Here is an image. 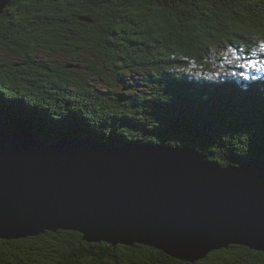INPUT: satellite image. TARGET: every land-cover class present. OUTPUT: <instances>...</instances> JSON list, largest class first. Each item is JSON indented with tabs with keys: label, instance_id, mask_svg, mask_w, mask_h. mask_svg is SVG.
Returning <instances> with one entry per match:
<instances>
[{
	"label": "trees",
	"instance_id": "16d2710c",
	"mask_svg": "<svg viewBox=\"0 0 264 264\" xmlns=\"http://www.w3.org/2000/svg\"><path fill=\"white\" fill-rule=\"evenodd\" d=\"M261 44L264 0H11L0 15L11 54L0 60L1 119L14 126L29 112L46 138L192 147L224 167L264 162ZM0 264H264V253L231 246L192 263L58 230L0 239Z\"/></svg>",
	"mask_w": 264,
	"mask_h": 264
},
{
	"label": "water",
	"instance_id": "95a60500",
	"mask_svg": "<svg viewBox=\"0 0 264 264\" xmlns=\"http://www.w3.org/2000/svg\"><path fill=\"white\" fill-rule=\"evenodd\" d=\"M2 116L1 240L75 231L192 263L231 246L264 253V162L224 167L192 147L46 138L29 112L14 126Z\"/></svg>",
	"mask_w": 264,
	"mask_h": 264
},
{
	"label": "rangeland",
	"instance_id": "374dc122",
	"mask_svg": "<svg viewBox=\"0 0 264 264\" xmlns=\"http://www.w3.org/2000/svg\"><path fill=\"white\" fill-rule=\"evenodd\" d=\"M10 53L9 52H7L6 50H3V49H1L0 48V60L1 59H8L9 57H10ZM42 58H44V59H46V60H49L50 62H56V64L57 63H65L66 62V58L63 56V55H61V54H58V55H55V56H50L47 52H43L41 55H40ZM94 64H95V66H96V68L99 70V71H102V70H104L105 69V67H107V66H104L101 62H93ZM242 63H244V62H242ZM261 64H264V62L263 63H261ZM246 69H247V67H245ZM78 72H86L87 74L88 73H91V71H89V70H85V69H81V68H79V69H77V73ZM107 74H109L110 75V72H107ZM88 76V75H87ZM110 77V76H109ZM96 81L98 82V84L96 83ZM96 81H95V79H93V81H92V83H93V85H96L98 88H100V89H104L107 85H102V83H101V81H99V80H97L96 79Z\"/></svg>",
	"mask_w": 264,
	"mask_h": 264
},
{
	"label": "snow or ice",
	"instance_id": "6c2138e0",
	"mask_svg": "<svg viewBox=\"0 0 264 264\" xmlns=\"http://www.w3.org/2000/svg\"><path fill=\"white\" fill-rule=\"evenodd\" d=\"M259 51L264 53V44H261L260 47H259ZM232 55L233 56H236V52L235 51H232ZM236 59L237 60H240L241 57L239 56H236ZM239 67H255V62H252V61H245V63L243 64H240L238 65Z\"/></svg>",
	"mask_w": 264,
	"mask_h": 264
}]
</instances>
